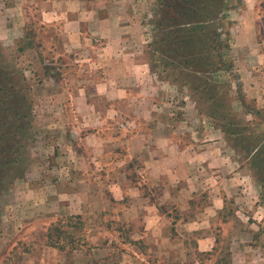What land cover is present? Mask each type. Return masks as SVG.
I'll use <instances>...</instances> for the list:
<instances>
[{"label":"crops","instance_id":"1","mask_svg":"<svg viewBox=\"0 0 264 264\" xmlns=\"http://www.w3.org/2000/svg\"><path fill=\"white\" fill-rule=\"evenodd\" d=\"M141 1L0 0V46L26 43L30 12L62 71L87 57L95 65L68 73L93 81L73 86L72 121L59 119L55 148L37 155L53 166L25 182L43 192L34 206L44 219L84 220L100 203L95 216L107 228L77 231L79 245L44 247L36 259L32 251L25 264H264L263 182L189 95L161 101L148 65L123 48L146 43L148 35H134ZM183 109L195 116L183 119ZM99 190L101 201L92 200Z\"/></svg>","mask_w":264,"mask_h":264},{"label":"rangeland","instance_id":"2","mask_svg":"<svg viewBox=\"0 0 264 264\" xmlns=\"http://www.w3.org/2000/svg\"><path fill=\"white\" fill-rule=\"evenodd\" d=\"M160 1L164 3L161 5ZM169 1L142 0L138 4L140 12L135 14V20L141 22L143 28L134 35H148L146 43H141L142 46L136 45L135 48H123L127 49L128 54L134 53V57H139L141 62L148 65L146 69L150 71L152 78L158 82V86L163 87L159 95L161 101L181 103L184 96L189 95L188 100L195 105L194 112L209 119L211 127L224 135L227 146L238 152V160L244 162L255 179L264 184V163H260V160L264 159V124L261 125L264 120V0H216L213 10L209 8L208 12L201 7L200 14L195 15L192 22L197 21L200 24L204 21L205 32L200 36L191 27L176 26L175 31H180L176 36L182 35L183 40V43L178 44L180 49L172 47L171 40L161 42L171 31L168 29V19L175 16V12L166 8ZM220 3L222 7H218ZM162 10H166L165 13ZM211 10L221 14H212ZM210 13L211 22L208 23L205 17ZM27 18L29 21L26 43L13 49L0 46V87L8 91L15 87V90H19L20 94L26 97V103L19 105L20 113L25 114V105L31 110L29 117L18 123L20 126L26 125L25 129L28 128L17 129L22 136L20 141L23 148L16 157L15 165L3 173V182L0 184V264H6L7 260L8 264H25L31 260L28 257L32 251L30 257L37 256L44 247L68 250L69 247L79 245L81 241L79 238L75 239L73 233L78 231V234H84L89 229L94 231L102 227L106 229L108 224L95 216L100 203L89 205V218L84 220L64 216L56 221H48L42 216L44 213L41 214L34 206L35 201L42 198L43 192L37 187L30 188L25 180L29 181L40 166H44V169L53 166L51 157L47 160L37 155H40L42 150L48 151L47 147L51 150L55 148L56 142L53 141L61 130L59 119L63 118L67 123L72 121L74 111L70 105V97L73 86L93 81V76L73 78L68 73L93 70L95 65L91 62L94 59L87 57V61L81 62V65L75 63L73 67L72 63H68L65 71H62L65 62L60 65L57 61L48 29L32 19L30 12ZM176 20L178 19L175 18ZM204 38H208L211 46L219 50L213 52L211 49L206 52L202 44L203 57L207 55L213 64L218 63L217 68L220 67L221 70L216 72V66L211 63L212 66L204 68L202 74H191L192 76L188 77L184 72L190 86L179 87L183 70L180 67L175 69L179 63H176V54L182 51L185 57H195L197 52L191 49H197L196 40ZM216 56L218 58H215ZM80 60L85 59L81 57ZM172 62L174 64H171ZM213 70L215 72L210 74L209 71ZM171 73H175L178 82L173 78V82L166 81V76ZM169 87H174V91L167 94ZM8 94L13 95L12 92ZM3 95L0 93V96ZM16 100L18 99H11V105L15 104ZM59 103L66 106L59 109ZM8 106L10 105L6 104L5 108ZM184 109L181 111L183 119L184 116H195ZM2 114L4 120L13 116L11 110ZM9 122L12 123L10 120ZM229 123L232 125L229 126ZM16 128L14 124L12 130ZM39 140L41 144L38 143ZM50 174L57 176L53 173H43L45 179ZM39 181L44 180L40 178ZM63 190L67 191L64 188ZM93 197L92 200L97 198L101 201L102 191L99 190ZM261 201L264 203V188ZM208 260L213 261L211 257ZM47 264H52V261Z\"/></svg>","mask_w":264,"mask_h":264},{"label":"trees","instance_id":"3","mask_svg":"<svg viewBox=\"0 0 264 264\" xmlns=\"http://www.w3.org/2000/svg\"><path fill=\"white\" fill-rule=\"evenodd\" d=\"M215 1L216 0H170L169 3H167L166 8L172 10L173 13L175 12L174 13L175 16H174V18L170 17L168 19V21H169L168 24H170V28H168V29L171 31H169L168 36L165 39H163V38L161 39V42L162 41L164 42V40H171L172 42L170 43V45L172 47H176L178 49L181 48L180 46H178V44L183 43V40L181 39L182 35L180 37L176 36V33L178 34L180 32L179 30L175 31L176 26H182V27L188 26V27H191L194 30H196L200 36L202 34H204V32H205L204 31L205 26L203 25L204 21L201 22L200 24L197 21H195V23H193L192 18L195 15L200 14L201 7L207 9V12L209 11V8H212V10H213V3ZM160 2H161V5H162V2L164 3V1H160ZM220 6L222 7L221 3H220V5L218 4V7H220ZM222 9H224V8H222ZM212 10H211V12L213 14L214 12ZM165 11L166 10H162L163 13H165ZM169 13H171V12H169ZM214 14L220 15L221 12L218 11V12H215ZM209 15H211V13L207 14L205 17L206 21L208 23L211 22L210 21L211 19H209ZM175 18L178 20L175 21ZM171 23H172V25H171ZM196 41L197 42H195V44H198L196 46L197 49H195V47L193 49H191V50L197 52L195 54V57H185V55L183 54L182 51H180L178 54H176V57H175L177 59L176 63H178V61H179V63L176 64L175 69L180 67L181 70H183V72H182L183 77L181 79L182 83L180 85H178L179 87L185 88L186 86H190L189 83L186 81V76H185L184 72H186L188 74V77H191L193 74L199 75V74L204 73V70H205L204 68H206L208 66L213 65V66H216V68L218 66V63L213 64L211 62V59L207 55L205 57H203V51L207 50L206 52H208L209 50L211 51V49H212L213 52H215V51L217 52V50H219V48H215V47L213 48L211 46V43L209 42L208 38H204L203 40L199 39ZM202 44L204 46V50L202 48ZM189 52L191 53L190 50H189ZM215 58H218V56H216ZM173 62L171 64H174ZM211 63H212V65H210ZM219 70H221L220 67L217 68L216 72H218ZM209 72H210V74H212L215 72V70L209 71ZM174 74L175 73H171V74L167 75L165 78L166 81L171 80V82H173L172 81V78H173L174 81L176 80V82H178L176 75H174ZM196 90H197L196 92L198 93L199 88L197 87ZM10 92H12L13 95H9L8 93H10ZM0 93L4 94L3 96H0V184H1V182H3V176H4L3 173L5 171H8V169L10 167L15 165V162L17 160L16 157L19 155V153H20L19 151L22 150V148H23V145H21V141H20L22 136L20 133H18L17 129L19 128L21 130H24L26 125L20 126L18 123L20 121L24 120V118L25 119L28 118L29 112L31 110H30L29 106L25 105L24 106L25 114L20 113L21 111L19 110V105L22 103H26V97L21 95L19 90H15V87H13L12 89H9V91L4 90V88L0 87ZM11 99H18V100H16L15 104L11 105L12 104V103H10ZM6 104H8L10 106H8V108H5ZM9 110H11L13 112V116H12L13 119L6 117L7 120H4L3 119L4 115L2 114V112L5 113V112H8ZM249 113H250V111H249ZM263 113H264V111H263ZM257 114H260V113H257ZM251 115H252V113H251ZM212 117H213V119H215L214 115H212ZM9 120L12 121V123L9 122ZM263 121L262 122L260 121L261 125L264 124ZM14 124L17 128L13 131L12 127L14 126ZM231 125H232V123H229V126H231ZM26 129H28V128H26ZM260 163L261 164L264 163L263 158L260 160ZM10 254H11V252H10ZM8 262H9V260L6 261V264H8Z\"/></svg>","mask_w":264,"mask_h":264}]
</instances>
